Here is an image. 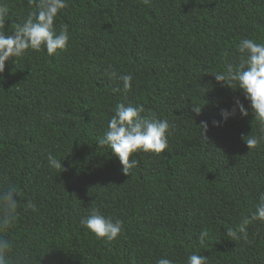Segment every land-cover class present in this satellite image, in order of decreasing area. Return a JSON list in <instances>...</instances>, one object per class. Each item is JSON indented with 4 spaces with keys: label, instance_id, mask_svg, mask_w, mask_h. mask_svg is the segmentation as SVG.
Here are the masks:
<instances>
[{
    "label": "trees",
    "instance_id": "16d2710c",
    "mask_svg": "<svg viewBox=\"0 0 264 264\" xmlns=\"http://www.w3.org/2000/svg\"><path fill=\"white\" fill-rule=\"evenodd\" d=\"M65 2L55 28L68 25L67 51H29L0 75V191L20 193L4 234L14 244L9 264H188L191 255L264 264V222L248 227V243L226 236L264 196V141L250 151L241 139L264 133L244 93L213 76L239 66L241 41L264 44V0ZM0 6L9 9L7 35L34 11L28 0ZM110 69L132 76L129 93ZM237 100L249 115L237 108L225 122ZM121 103L173 125L167 151L134 155L129 177L98 146ZM49 155L64 172L49 167ZM29 202L36 212L25 210ZM93 210L123 223L113 243L82 227Z\"/></svg>",
    "mask_w": 264,
    "mask_h": 264
},
{
    "label": "clouds",
    "instance_id": "9594fccd",
    "mask_svg": "<svg viewBox=\"0 0 264 264\" xmlns=\"http://www.w3.org/2000/svg\"><path fill=\"white\" fill-rule=\"evenodd\" d=\"M147 5L149 0H141ZM28 6L34 11L28 14L22 24L11 25V35L6 34L8 29L9 9L0 6V75L5 72L6 62L10 59L23 58L26 53L42 52L46 49L49 57L60 52L67 51L69 43V27L61 25L59 33L55 28V20L58 14L68 7L65 0H28ZM237 51L240 54L241 62L238 67L227 65L223 73L213 75L217 83L222 86L242 91L245 98L250 102L255 121L260 125L261 133H264V44H258L254 40L245 39L240 42ZM109 79L122 83L124 93H129L132 85V76H122L114 69L105 73ZM121 92V88L113 89V94ZM237 108L243 117L249 112L244 105L237 100L236 107L232 112H222L226 122L230 116H235ZM197 116L201 114L199 107H193ZM115 115L111 119L108 130L104 137L99 140V148H109L119 158L123 168L124 176H131L132 170L138 167V161L132 157L138 153L159 156L167 151L168 135L173 125L167 119L160 120L154 114L145 117L143 106H132L121 103L114 109ZM217 126H219L217 124ZM203 129L200 135L207 140L208 126L202 123L199 126ZM250 151L256 150L264 136H242ZM49 167L60 172L65 171L62 163L52 155L47 157ZM20 193L14 186H9L6 191H0V264H9V256L14 251V244L4 235L15 224L18 219ZM25 210L37 211L35 204L29 202ZM264 222V196L260 197L259 205L251 216H244L240 225L236 228H228L226 236L230 241L243 239L248 243L247 229L254 222ZM82 227L89 230L97 240L113 243L121 235L123 223L113 222L106 219L98 210H93L88 218L82 221ZM209 237V232L204 230L200 237V244L203 245ZM158 264H171L168 259H161ZM188 264H208L206 257L191 255Z\"/></svg>",
    "mask_w": 264,
    "mask_h": 264
}]
</instances>
